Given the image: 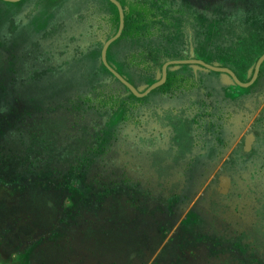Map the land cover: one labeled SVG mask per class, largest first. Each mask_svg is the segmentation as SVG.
Masks as SVG:
<instances>
[{
  "label": "rangeland",
  "instance_id": "374dc122",
  "mask_svg": "<svg viewBox=\"0 0 264 264\" xmlns=\"http://www.w3.org/2000/svg\"><path fill=\"white\" fill-rule=\"evenodd\" d=\"M115 1L139 94L173 60L248 84L264 54V0ZM119 26L110 0H0V264H264V63L137 97L102 64Z\"/></svg>",
  "mask_w": 264,
  "mask_h": 264
},
{
  "label": "water",
  "instance_id": "95a60500",
  "mask_svg": "<svg viewBox=\"0 0 264 264\" xmlns=\"http://www.w3.org/2000/svg\"><path fill=\"white\" fill-rule=\"evenodd\" d=\"M3 2H7V3H16L20 0H1ZM118 9V12H119V21H120V26H119V31L118 33L113 37L111 38L110 40H108L103 48H102V52H101V60H102V64L103 66L105 67V69L116 79L118 80L125 88H127L129 91H131L134 95H136L137 97H144V96H147L150 92H152L159 84H161L162 82L165 81V74H166V68L167 66L169 65H195V66H198L200 68H203V69H206V70H209V71H212V72H217V73H222V74H226L228 76H230L235 84L237 86H239L240 88H248L250 87L254 81L256 80L257 78V75H258V72H259V69L261 67V65L264 63V54L257 60L256 62V65L254 67V72H253V75H252V78L250 80V82L248 84H242L238 79L237 77L234 75V73H232L230 70L228 69H223V68H218V67H215V66H211L209 64H206L202 61H198V60H186V61H170L168 63H166L163 67H162V71L164 73V77L162 78V80L160 82H157L153 85H151L149 88H147V90L143 93V94H139L135 88L129 83L127 82L122 76H120V74H118V72H116L110 65L109 63L107 62L106 60V52H107V49H108V46L113 43L115 40L118 39V37L120 36V33H121V30L123 28V18H124V15H123V10L121 8V6L119 5L118 2H116L115 0H110ZM251 141L248 143L247 140H250ZM254 142V136L252 134L248 135V137L246 138V141H245V145H244V150L246 152H249L251 150V147H252V144ZM220 178H226V177H220ZM231 186V181L230 179H228V188L224 191L222 189L219 190V192L221 194H227L228 191H229V188Z\"/></svg>",
  "mask_w": 264,
  "mask_h": 264
},
{
  "label": "flooded vegetation",
  "instance_id": "af4514ba",
  "mask_svg": "<svg viewBox=\"0 0 264 264\" xmlns=\"http://www.w3.org/2000/svg\"><path fill=\"white\" fill-rule=\"evenodd\" d=\"M114 36H115V35H114ZM114 36H113V37H114ZM113 37H112V38H113ZM110 39H111V38H110ZM110 39H109V40H110ZM118 39H119V37H118ZM118 39H117V40H118ZM117 40H115L114 42H116ZM107 41H108V40H107ZM114 42H113V43H114ZM113 43H111V44H113ZM111 44H110V45H111ZM110 45H109V46H110ZM109 46H108V47H109ZM173 61H186V60H173ZM168 62H170V61H168ZM168 62H166V63H168ZM166 63H165V64H166ZM165 64H164V65H165ZM109 65H110V64H109ZM164 65H163V66H164ZM110 66H111V65H110ZM171 66H183V65H169V66H167V68H166V72L169 70V68H170ZM111 67H112V66H111ZM112 68H113V67H112ZM113 69H114V68H113ZM114 70H115V69H114ZM115 71H116V70H115ZM116 72H117V71H116ZM247 137H248V136H247ZM247 137H246V138H247ZM245 141H246V139H245ZM247 141H248V140H247ZM251 149H252V147H251ZM244 151H245V150H244ZM250 151H251V150H250ZM250 151H249V152H250ZM221 177H226V176H221ZM226 178H227V179H230L229 177H226ZM230 181H231V180H230ZM221 185H222V184H221V180H220V178H219V190L222 189V186H221Z\"/></svg>",
  "mask_w": 264,
  "mask_h": 264
},
{
  "label": "bare ground",
  "instance_id": "6f19581e",
  "mask_svg": "<svg viewBox=\"0 0 264 264\" xmlns=\"http://www.w3.org/2000/svg\"><path fill=\"white\" fill-rule=\"evenodd\" d=\"M251 141V139L250 140H248V143ZM220 180H221V186H222V190H226L227 188H228V179L227 178H220Z\"/></svg>",
  "mask_w": 264,
  "mask_h": 264
}]
</instances>
